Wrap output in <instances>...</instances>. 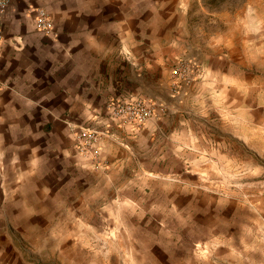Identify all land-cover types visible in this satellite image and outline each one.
<instances>
[{
	"label": "rangeland",
	"instance_id": "1",
	"mask_svg": "<svg viewBox=\"0 0 264 264\" xmlns=\"http://www.w3.org/2000/svg\"><path fill=\"white\" fill-rule=\"evenodd\" d=\"M171 20L139 78L151 139L114 138L124 171L0 156V264H264V0H173ZM109 118L77 155L146 125Z\"/></svg>",
	"mask_w": 264,
	"mask_h": 264
},
{
	"label": "crops",
	"instance_id": "2",
	"mask_svg": "<svg viewBox=\"0 0 264 264\" xmlns=\"http://www.w3.org/2000/svg\"><path fill=\"white\" fill-rule=\"evenodd\" d=\"M10 2L0 44V156L51 153L74 167L124 171L134 162L115 139L131 137L138 151L151 139V121L142 131L128 130L131 136L104 135L99 162L77 155L76 136L92 123L115 131L108 126L110 103L145 98L141 72L151 76V57H172L173 0ZM38 7L51 17L52 35L37 28ZM45 139L51 141L47 148Z\"/></svg>",
	"mask_w": 264,
	"mask_h": 264
},
{
	"label": "built area",
	"instance_id": "3",
	"mask_svg": "<svg viewBox=\"0 0 264 264\" xmlns=\"http://www.w3.org/2000/svg\"><path fill=\"white\" fill-rule=\"evenodd\" d=\"M10 6V0H0V44L3 41L4 22L10 16ZM35 13L37 28L47 35H52L54 30L48 12L42 8H38ZM108 110L116 120L138 126L145 125L152 116L151 105L142 100L133 101L122 99L113 101L110 103ZM72 127L76 128L79 126L72 125ZM102 136L103 133L91 124L81 127L76 136L78 149L83 152L96 154V145Z\"/></svg>",
	"mask_w": 264,
	"mask_h": 264
}]
</instances>
